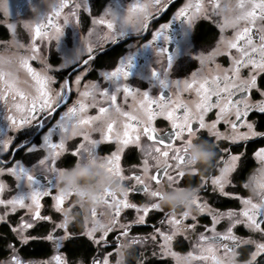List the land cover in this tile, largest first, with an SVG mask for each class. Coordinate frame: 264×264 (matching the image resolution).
Returning a JSON list of instances; mask_svg holds the SVG:
<instances>
[{
    "label": "snow or ice",
    "instance_id": "6c2138e0",
    "mask_svg": "<svg viewBox=\"0 0 264 264\" xmlns=\"http://www.w3.org/2000/svg\"><path fill=\"white\" fill-rule=\"evenodd\" d=\"M46 3L45 12L21 23L9 18L7 0H0V28L10 37L0 40V244L6 249L0 264H114L121 239L137 249L136 264H264V146L248 150L257 138L264 143V0H187L174 19L189 28L208 22L198 38L205 46L193 56L197 66L173 75V57L166 48L154 49L158 60L148 88L128 82L130 58L106 67L103 59L95 63L96 53L132 20L139 21L138 32H147L171 0H132L122 16L105 9L94 19L90 0ZM81 17L90 25L81 35L73 79L64 64L49 61L44 48L59 41L65 26H79ZM168 27L159 25L145 46L162 36L167 41ZM97 125L98 131H90ZM193 140L215 145L212 167L203 172L184 170ZM223 141L230 147L221 148ZM101 145L112 149L101 154ZM65 155L75 162L100 160L126 185L123 193L101 194L110 220L94 209L91 221L77 229L64 216L75 195L57 186L68 168L58 166ZM126 155L136 160L127 168ZM164 181L195 183L194 211H165L155 190ZM133 193H142L144 202H134ZM46 198L52 201L49 214ZM221 199L237 206L210 202ZM128 210L131 220L125 219ZM151 212L163 213L161 226L133 235ZM202 217L210 222L199 230ZM37 247L52 254L35 258L27 252Z\"/></svg>",
    "mask_w": 264,
    "mask_h": 264
},
{
    "label": "flooded vegetation",
    "instance_id": "af4514ba",
    "mask_svg": "<svg viewBox=\"0 0 264 264\" xmlns=\"http://www.w3.org/2000/svg\"><path fill=\"white\" fill-rule=\"evenodd\" d=\"M131 2L132 0H90L93 12L92 19L95 18L96 14H103L105 9L113 10L118 17L122 16ZM186 2L187 0H171L169 6L154 18L147 32H138L140 28L139 21H130L127 27H125L124 34L122 36H118L115 42L107 43L104 46L103 51L96 53L97 59L95 63L99 64L100 60L103 59L105 66L110 67L119 60L130 58L131 64L127 69L129 71L128 82L138 88H148L154 83L151 76V70L157 66L158 60L154 49L166 48L168 54L173 57V75L183 76L194 70L197 66V62L193 56L205 46V42L200 41L198 38L203 26L208 24V22L200 20L195 26L189 28L183 20L174 19L175 12ZM38 12L41 14L43 13L42 10ZM164 23H169V27L164 33L168 36V40H164L162 36L152 42L151 45L145 46L146 41L151 39L152 31ZM89 25L90 19L87 17H81L79 26H65L63 35L60 37L59 41H53L49 47L44 48V52L48 55L49 61L56 64H64L65 68L63 71L65 75L72 76L73 79L76 71L78 54L83 51L81 35L85 32ZM37 42H39V39ZM223 62L224 60L221 58V63ZM32 64L33 67H40L38 62L33 61ZM204 71L207 73L209 69L205 67ZM92 78V76L88 77V79ZM153 90H155V88H153ZM75 99L76 93L73 91L72 100ZM69 103H71V101H69ZM130 103L135 105L136 101L133 100ZM122 107H124V105H122ZM113 117L119 119L118 115L115 113L113 114ZM209 118H212V114H209ZM100 127L101 125H97L95 130L90 131H98ZM158 127L161 130H166V125L163 122H158ZM221 130L223 131V127H221ZM201 134L206 135V133ZM207 145H212L215 148L213 143L193 140L189 150L194 146L204 147ZM71 146L72 145L70 144L69 147ZM260 146H264V143H261V138H257L256 142L248 145V150L254 151ZM220 147L227 148L230 147V145L227 141H223L220 143ZM111 149V145L100 146L101 154H106ZM215 155L210 157V162L206 166L193 165L189 162L186 164L184 170L186 172H190L193 169H200L201 172H203L204 170L212 167V161L214 160ZM19 158L20 157L17 156V159ZM135 162L136 160L134 158L128 159L126 155L123 161V166L127 168L129 163ZM58 166L68 167L57 178V186L59 190L65 193H75L64 209V216L68 218L70 223L74 222L75 227L79 229L83 226L85 221H91L89 212L94 209L102 213L104 220H110V208L101 204V194L106 189L117 193H123L126 189V185L106 171L100 160L93 162L87 157H84L78 162H75L70 155H65L59 161ZM252 167H254V165L250 166V171ZM89 173H92V178L85 179V176ZM180 183V186H169L168 182L164 181L158 186V188L155 189L161 197L159 205L162 208H165V211L170 210L177 214L184 210L194 211L191 205V198L198 191L197 185H195V183L187 184L186 181H181ZM172 193H187L188 195L182 200L176 201L172 198ZM201 195L208 198L210 193L202 192ZM130 198L136 203H142L145 200L142 193H133ZM224 200L225 199L211 200L210 202L214 207L232 208L237 206L235 201H232L231 204L228 205L225 204ZM51 203L52 201L50 198L45 199V214H49L51 211ZM133 217L134 213L131 210L126 211V220H131ZM163 219V213L151 212L146 222L142 225L134 227L132 233H145L148 228L152 229L153 226L160 227ZM209 222L210 221L207 217L200 218V223H202L203 226ZM199 230H202V227ZM2 231H5V229L3 226H0V232ZM115 239V235L111 236V240ZM118 244L119 248L116 250L115 260H121L125 264H136L137 249L131 245V243L126 244V239L119 240ZM121 246H123L122 251L119 250ZM189 248L190 242L187 243L185 249H182L181 251H186ZM91 249H95V245H92ZM91 249H89V255H96V252ZM27 252L32 254L35 258H45L52 254L49 250L38 247L29 248L27 249ZM82 252L83 250H81L79 254H82ZM5 256L6 249H4L3 245L0 244V258Z\"/></svg>",
    "mask_w": 264,
    "mask_h": 264
},
{
    "label": "rangeland",
    "instance_id": "374dc122",
    "mask_svg": "<svg viewBox=\"0 0 264 264\" xmlns=\"http://www.w3.org/2000/svg\"><path fill=\"white\" fill-rule=\"evenodd\" d=\"M47 0H7V7H8V13L9 18L12 21H19V22H25V21H31L36 18L35 15H37L38 11L45 12L47 10ZM10 38V37H9ZM8 38V39H9ZM23 39V37H22ZM20 79H24V73L20 72L19 74ZM246 194V193H242ZM232 201V200H231ZM236 202V201H235ZM237 203V202H236ZM201 227L203 226L202 223H200ZM153 228H148L145 233H139L138 235H145L148 233H151ZM222 230V228L218 229ZM133 235H137L136 233H132ZM241 234H244L241 232ZM191 239V237H190ZM130 240L126 239V244H129ZM132 245V244H131ZM191 247V242H190ZM120 251L123 250V246L119 249ZM114 264H125L121 260H115Z\"/></svg>",
    "mask_w": 264,
    "mask_h": 264
},
{
    "label": "clouds",
    "instance_id": "9594fccd",
    "mask_svg": "<svg viewBox=\"0 0 264 264\" xmlns=\"http://www.w3.org/2000/svg\"><path fill=\"white\" fill-rule=\"evenodd\" d=\"M215 155V148L212 145H207L204 147L194 146L189 150L188 160L193 165L206 166L210 162V157ZM92 173L85 176V179H91ZM187 193H172L171 196L176 201H180L185 198Z\"/></svg>",
    "mask_w": 264,
    "mask_h": 264
},
{
    "label": "trees",
    "instance_id": "16d2710c",
    "mask_svg": "<svg viewBox=\"0 0 264 264\" xmlns=\"http://www.w3.org/2000/svg\"><path fill=\"white\" fill-rule=\"evenodd\" d=\"M8 38H9V36L6 33V30L3 28H0V40H5ZM224 201H225V204H228V205L231 204V202H232L231 200H227V199H225Z\"/></svg>",
    "mask_w": 264,
    "mask_h": 264
}]
</instances>
